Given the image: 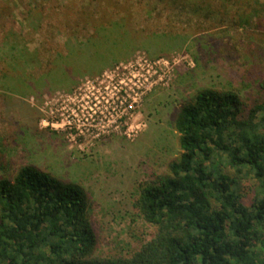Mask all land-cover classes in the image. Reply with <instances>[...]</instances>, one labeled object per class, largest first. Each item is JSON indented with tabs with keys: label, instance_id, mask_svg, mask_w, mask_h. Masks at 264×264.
Masks as SVG:
<instances>
[{
	"label": "rangeland",
	"instance_id": "obj_1",
	"mask_svg": "<svg viewBox=\"0 0 264 264\" xmlns=\"http://www.w3.org/2000/svg\"><path fill=\"white\" fill-rule=\"evenodd\" d=\"M211 1L183 11L162 0H0V48L11 49L0 52L11 61L0 70V148L11 169L32 164L86 189L101 257L150 239L133 193L178 155L179 108L203 89L250 86V61L264 63V21L234 19L235 0H216L217 15Z\"/></svg>",
	"mask_w": 264,
	"mask_h": 264
},
{
	"label": "trees",
	"instance_id": "obj_2",
	"mask_svg": "<svg viewBox=\"0 0 264 264\" xmlns=\"http://www.w3.org/2000/svg\"><path fill=\"white\" fill-rule=\"evenodd\" d=\"M162 1L183 11L186 4L203 6ZM211 2L210 12L224 13ZM234 4L237 21H264L259 0ZM97 42L103 48L108 39ZM8 60L0 63L6 74ZM249 65L250 86L200 90L177 111L178 155L133 193L136 217L151 235L128 256L96 254L98 234L82 185L32 164L11 169L0 148V264H264V63Z\"/></svg>",
	"mask_w": 264,
	"mask_h": 264
},
{
	"label": "built area",
	"instance_id": "obj_3",
	"mask_svg": "<svg viewBox=\"0 0 264 264\" xmlns=\"http://www.w3.org/2000/svg\"><path fill=\"white\" fill-rule=\"evenodd\" d=\"M129 108H130V110H132L133 109L132 105H129Z\"/></svg>",
	"mask_w": 264,
	"mask_h": 264
}]
</instances>
